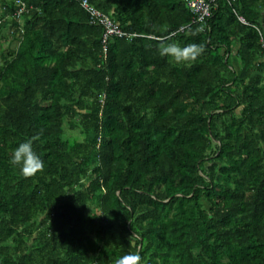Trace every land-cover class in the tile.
I'll return each mask as SVG.
<instances>
[{
    "label": "trees",
    "instance_id": "1",
    "mask_svg": "<svg viewBox=\"0 0 264 264\" xmlns=\"http://www.w3.org/2000/svg\"><path fill=\"white\" fill-rule=\"evenodd\" d=\"M90 3L0 0V264H264V0Z\"/></svg>",
    "mask_w": 264,
    "mask_h": 264
},
{
    "label": "clouds",
    "instance_id": "2",
    "mask_svg": "<svg viewBox=\"0 0 264 264\" xmlns=\"http://www.w3.org/2000/svg\"><path fill=\"white\" fill-rule=\"evenodd\" d=\"M199 31V30H198ZM196 33L194 32L193 35ZM205 51L203 44L190 43L181 47L177 43L161 45L159 48L160 56H170L176 63L194 62ZM190 66V65H189ZM35 137L29 138L21 143L12 151L10 163L20 167L21 174L25 177H32L44 169V162L34 151L33 142ZM141 254L137 250L128 252L118 257L114 264H141Z\"/></svg>",
    "mask_w": 264,
    "mask_h": 264
},
{
    "label": "built area",
    "instance_id": "3",
    "mask_svg": "<svg viewBox=\"0 0 264 264\" xmlns=\"http://www.w3.org/2000/svg\"><path fill=\"white\" fill-rule=\"evenodd\" d=\"M89 12L91 21L100 24L104 27L102 33L103 51L106 52V43L110 36H128L134 37L136 34H127L121 30L116 21L109 18L106 14L91 5L90 0H77ZM190 11L196 16L197 21L205 22V19L211 15V12L216 8V0H188ZM242 22H246L242 16H239Z\"/></svg>",
    "mask_w": 264,
    "mask_h": 264
},
{
    "label": "rangeland",
    "instance_id": "4",
    "mask_svg": "<svg viewBox=\"0 0 264 264\" xmlns=\"http://www.w3.org/2000/svg\"><path fill=\"white\" fill-rule=\"evenodd\" d=\"M16 44V37H10L7 46H14Z\"/></svg>",
    "mask_w": 264,
    "mask_h": 264
}]
</instances>
